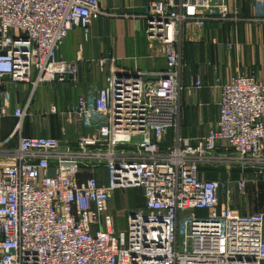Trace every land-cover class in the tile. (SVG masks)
<instances>
[{"label":"built area","instance_id":"built-area-1","mask_svg":"<svg viewBox=\"0 0 264 264\" xmlns=\"http://www.w3.org/2000/svg\"><path fill=\"white\" fill-rule=\"evenodd\" d=\"M250 2L252 21L264 22V0ZM229 14L226 0L151 2L145 34L164 46V71L117 73L110 58L105 85L61 113L94 136L80 134L75 148L33 137L0 150V264H264V214L231 205L249 182H264V80L217 78L215 126L196 139L178 134V27ZM104 15L97 0H0V81L28 82L32 70L34 87L74 78L60 46ZM26 108L12 113L14 133ZM204 167L228 176L205 179ZM127 189H139L143 205L118 229L111 202Z\"/></svg>","mask_w":264,"mask_h":264},{"label":"crops","instance_id":"crops-1","mask_svg":"<svg viewBox=\"0 0 264 264\" xmlns=\"http://www.w3.org/2000/svg\"><path fill=\"white\" fill-rule=\"evenodd\" d=\"M155 1L161 0H97L105 15L92 20L86 30L72 29L58 51L59 60L75 65L74 78L66 75L63 82L39 83L35 87L34 70L28 82L15 83L3 78L0 108L7 115L0 118V150L15 148L20 138L33 137L56 138L63 147L75 148L80 134L94 136V131L69 122L61 113L69 111L78 97L105 85L110 58L114 59L117 73L164 71V46L145 34L147 22L143 16ZM226 4L230 14L225 20L209 21L202 27L193 23L178 27L176 50L182 63L183 89L179 98L178 134L183 138L203 137L215 126L220 98V89L215 86L217 78L225 82L243 74L264 80V22L252 21L255 13L250 0H226ZM102 60L106 62L101 67ZM196 79L202 81L201 88L194 87ZM52 107L56 113L51 112ZM16 108L27 111L21 133L13 132L16 119L12 113ZM220 146L225 147V143ZM99 175L105 177L103 171ZM236 175L233 171L230 177ZM202 176L214 180L228 175L223 170H206ZM242 198L252 213L264 214V184L249 182ZM234 204L232 199L234 208L241 205L239 201ZM239 210L248 213L243 212L244 208ZM113 216L118 227L119 217Z\"/></svg>","mask_w":264,"mask_h":264},{"label":"rangeland","instance_id":"rangeland-1","mask_svg":"<svg viewBox=\"0 0 264 264\" xmlns=\"http://www.w3.org/2000/svg\"><path fill=\"white\" fill-rule=\"evenodd\" d=\"M206 170L216 172V170H223V169L204 167L201 169V172L205 173ZM223 172L226 174L225 170H223ZM236 177H237V175H236ZM262 184H264V182H262ZM232 199L235 203L234 205H236L238 203V201L240 202L241 205L236 207L238 211L241 212V210H239V209L244 208L245 210H243V212L252 213V210H250L247 206H245V203H244L245 198L240 197L235 192L233 194ZM232 199H231V205H232ZM142 205H143L142 196H141V191L139 189H127V190L118 191L116 193L115 197L113 198V200L111 202V207H110V213L112 215L116 214L119 217V223H118L119 225L117 228L123 229L125 227L124 220H125L126 214H128V212L130 210L142 207Z\"/></svg>","mask_w":264,"mask_h":264}]
</instances>
